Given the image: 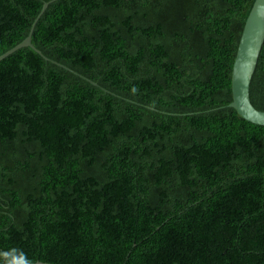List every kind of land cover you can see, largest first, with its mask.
Listing matches in <instances>:
<instances>
[{"label": "trees", "instance_id": "obj_1", "mask_svg": "<svg viewBox=\"0 0 264 264\" xmlns=\"http://www.w3.org/2000/svg\"><path fill=\"white\" fill-rule=\"evenodd\" d=\"M254 1L0 0V264H264Z\"/></svg>", "mask_w": 264, "mask_h": 264}, {"label": "water", "instance_id": "obj_2", "mask_svg": "<svg viewBox=\"0 0 264 264\" xmlns=\"http://www.w3.org/2000/svg\"><path fill=\"white\" fill-rule=\"evenodd\" d=\"M47 7V3L43 5L40 15L43 14ZM32 31L33 27L26 39L1 55L0 62L22 48H31L40 53L32 44ZM263 44L264 0H255L246 19L233 62L231 72L232 102L229 104V107L234 109L237 114L248 123L262 127H264V111L257 110L252 105L250 100V84L256 70ZM33 264L51 263L35 262Z\"/></svg>", "mask_w": 264, "mask_h": 264}, {"label": "clouds", "instance_id": "obj_3", "mask_svg": "<svg viewBox=\"0 0 264 264\" xmlns=\"http://www.w3.org/2000/svg\"><path fill=\"white\" fill-rule=\"evenodd\" d=\"M14 264H31V261L27 260V258L24 257L23 254H20L19 259L15 261Z\"/></svg>", "mask_w": 264, "mask_h": 264}]
</instances>
